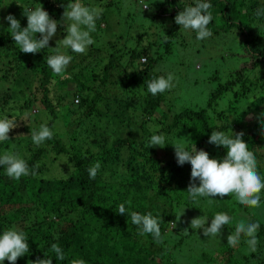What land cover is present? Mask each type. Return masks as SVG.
Listing matches in <instances>:
<instances>
[{
  "label": "trees",
  "instance_id": "trees-1",
  "mask_svg": "<svg viewBox=\"0 0 264 264\" xmlns=\"http://www.w3.org/2000/svg\"><path fill=\"white\" fill-rule=\"evenodd\" d=\"M73 1L0 0V119L17 125L9 139L0 142V155L19 154L37 173L14 180L0 166V234L8 228L26 234L30 249L16 264L39 259H50L52 264L79 260L84 264H179L173 251L180 241L170 235L179 232L174 225H182L181 212L188 209L194 216L211 219L228 204L232 217L238 203L231 196L193 201L187 192L191 165L177 164L171 143L184 144L189 152L203 149L210 158L222 160L227 149L207 142L211 132L222 131L232 138L243 133L264 179V32L259 29L264 30V15L257 16L264 0H203L212 5L209 30L235 29L241 49L231 54L230 71L206 65L199 78L205 86L184 98L174 95L175 102H170L168 94L179 93L181 78L174 77L173 87L155 96L147 92V82L166 77L157 64L173 48H184L186 35H196L174 20L184 8L195 6L196 0H158L149 17L152 23H139L137 37L124 31L105 46L91 44L84 54L61 47L72 59L62 75H55L47 58L56 54L51 47L66 35L62 14ZM40 6L57 21V33L49 48L25 54L15 45L3 17L12 14L24 28V9ZM102 21L107 22L103 11L96 29ZM134 38V44H129ZM195 83L197 79L188 87ZM247 114L255 118L246 121ZM26 118L31 121L27 123ZM32 121L46 123L53 138L36 146L31 132L40 126L33 127ZM153 134L163 135L168 144L147 147ZM96 162L100 169L90 179L88 169ZM195 183L199 185L198 180ZM260 196L264 201V190ZM121 203L128 211L156 217L161 242L150 234L140 235L130 216L117 212ZM189 229L190 221L184 222L181 240ZM258 234H264V229ZM53 243L63 250L64 260L56 259Z\"/></svg>",
  "mask_w": 264,
  "mask_h": 264
},
{
  "label": "clouds",
  "instance_id": "clouds-1",
  "mask_svg": "<svg viewBox=\"0 0 264 264\" xmlns=\"http://www.w3.org/2000/svg\"><path fill=\"white\" fill-rule=\"evenodd\" d=\"M143 7L144 9L148 8L144 4ZM211 7L212 5L208 2L196 0L195 6L186 7L175 16V23L180 28L195 32L197 40H204L212 34L208 28L213 19L209 11ZM102 11L98 7L84 6L80 0L64 6L62 21L69 22L66 35L58 40L59 44L51 47L56 54L47 58V65L55 75H62L72 59L71 56L60 51L61 47L70 49L77 54H84L88 46L93 44L94 41L90 33L96 30V20L101 16ZM23 14L27 17V26L24 28H21L20 21L12 14L3 17L9 23L8 32L15 45L21 52L33 55L42 49L49 48V41L57 33V21L52 19L42 6L24 9ZM262 15H264V9L258 10L257 16ZM36 34H39L40 38H36ZM173 79L171 73L166 77L159 76L151 79L147 82V92L153 96L164 93L173 87ZM16 126V122L11 119H0V142L8 140L10 131ZM242 135L243 133H239L232 138L222 131L213 130L211 132L207 142L217 147L224 146L227 149L226 156L222 160L210 158L209 153L203 149L197 150L195 147L193 151L189 152L184 144L171 143L174 146L177 164L183 166L187 162L191 165V182L187 192L193 201H196L198 197H220L223 199L226 196H231L243 206L253 208L260 206V193L264 190V179L257 171L255 155L248 149V144L242 139ZM53 136L52 129L46 123L41 124L38 130L31 132L32 142L36 146L42 145ZM166 144L168 143H165L163 135L153 134L147 147H164ZM0 166H3L6 175L14 180H19L30 174L37 175L35 169L30 171L27 161L16 153L5 152L0 155ZM99 169V162L89 167V178L95 179ZM197 180L199 181L198 186L195 183ZM128 203L130 205V202ZM117 212L120 215H129L131 223L138 226L140 235L150 234L157 243L161 242L158 219L151 213L140 214L137 211H128L124 203L118 205ZM207 218L203 216L192 218L191 229H202L205 237H216L219 236L222 228L231 222V217L226 213H216L211 219L210 226H206ZM259 227L260 225L255 222L238 221L234 232L227 236V244L235 247L244 236L247 238L245 243L249 246L250 251H256L258 244L256 234ZM187 230L185 229V231ZM29 249L28 239L23 231L8 228L0 234V264H3L5 260H8L10 264H16L18 258L28 253ZM51 251L56 254L57 260L65 259L63 250L57 244L51 245ZM33 264H52V260L39 259ZM73 264H84V261H73Z\"/></svg>",
  "mask_w": 264,
  "mask_h": 264
},
{
  "label": "rangeland",
  "instance_id": "rangeland-1",
  "mask_svg": "<svg viewBox=\"0 0 264 264\" xmlns=\"http://www.w3.org/2000/svg\"><path fill=\"white\" fill-rule=\"evenodd\" d=\"M74 2H76V0L72 3ZM89 2L90 4L86 5L83 0H80V3L84 6L101 8L108 22L102 21L100 23V29H96L94 32L90 33L94 45L105 46L108 41L115 40L117 37L116 35L124 31H127L130 35H134L139 23H142L143 26H146L148 23L150 25L152 21L149 17L155 13L158 0H89ZM143 4L147 5L148 8L144 9ZM156 22L157 21L154 20V24ZM4 23L9 26L8 21L4 20ZM68 23L67 21H63L66 28ZM216 24H218V22H216ZM259 29L261 32H264L262 28ZM211 33V36L204 40H197L196 35L192 37L186 35V42H182L183 45L185 43L184 48H182V45L173 48L172 52L165 56L162 62L157 64L159 69H165L167 75L171 73L173 77L181 78L183 81L181 85L179 84L180 87L178 86L179 88H176V91L179 92L178 94H168L170 102L174 101V95L184 98V95L189 96L191 94V90H196L197 88L201 89L205 86V83H201L199 78L204 75L207 68L206 65H209V67L223 68V71H226V69L230 71L229 67L233 62L231 54L236 52L234 50L240 51L241 49L239 46L240 42L237 40V32L235 29H231L224 33L212 31ZM261 36L264 39V33H262ZM134 37H137V35L135 34ZM134 42L135 38L132 40L130 39L129 44H134ZM89 47L90 46H88V48ZM174 70H176V73H174ZM193 79H197L198 83H195L193 87H188V84H190ZM165 106L163 105L164 110H166ZM175 108L178 109V107ZM254 118L255 116L248 114L244 117L246 121L253 120ZM30 121L29 118H26L27 123ZM32 124L33 127L40 126V123L36 121H32ZM20 127H22V125H20ZM228 207L229 205L226 204L223 213L229 216L231 211L227 212ZM202 216L206 217L204 215ZM194 217L199 216H194L193 211L185 209L182 218H180L182 225L184 222L188 223ZM211 219L207 218V225L211 223ZM240 220H244L246 223L255 222L260 225L256 234L258 244L254 252L250 251L249 246L244 240L247 238L243 236L237 246L231 247L227 244V236L234 232L235 225ZM182 225L180 226L179 223L176 224V228H178L179 232H174L170 235L172 240L180 241V244L175 247L178 248V250L173 251V255L178 258L179 264H226V262L229 261L230 263L227 264H264V234H258L259 231L264 229L263 200L260 201V206L255 208L246 207L239 203L235 204V215L231 217L230 224L225 225L219 236L216 237H205L203 231L198 232L197 229H189V232L185 235L183 240H181L180 231L182 230ZM233 251V257H229L227 260V256ZM246 259H248V261L245 262Z\"/></svg>",
  "mask_w": 264,
  "mask_h": 264
},
{
  "label": "built area",
  "instance_id": "built-area-1",
  "mask_svg": "<svg viewBox=\"0 0 264 264\" xmlns=\"http://www.w3.org/2000/svg\"><path fill=\"white\" fill-rule=\"evenodd\" d=\"M145 7V6H144ZM75 102H78V98H75V100H74Z\"/></svg>",
  "mask_w": 264,
  "mask_h": 264
}]
</instances>
